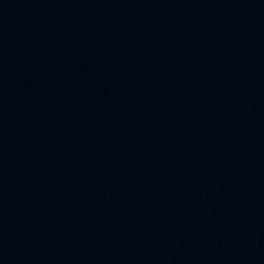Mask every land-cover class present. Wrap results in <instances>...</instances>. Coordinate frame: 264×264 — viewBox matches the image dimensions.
Segmentation results:
<instances>
[{"label":"water","instance_id":"water-1","mask_svg":"<svg viewBox=\"0 0 264 264\" xmlns=\"http://www.w3.org/2000/svg\"><path fill=\"white\" fill-rule=\"evenodd\" d=\"M0 264H264V189L134 124L0 88Z\"/></svg>","mask_w":264,"mask_h":264}]
</instances>
